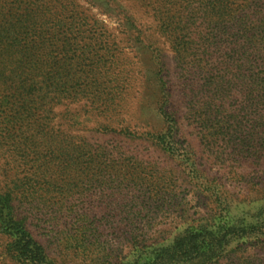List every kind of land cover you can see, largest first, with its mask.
<instances>
[{
    "label": "trees",
    "instance_id": "obj_1",
    "mask_svg": "<svg viewBox=\"0 0 264 264\" xmlns=\"http://www.w3.org/2000/svg\"><path fill=\"white\" fill-rule=\"evenodd\" d=\"M59 1L50 7L45 0H0V151L22 152L21 162L29 165L24 171L53 172L42 185L28 176L17 177L18 169L10 174L8 163L0 162V229L8 237L7 253L19 264H68L52 256L30 227L33 210L41 204L40 200L35 202L43 196L39 191L59 187L51 205H58L57 214L62 213L63 205L84 196L70 195L73 188L81 184L80 190L86 177L102 171L104 152L110 150L102 149L103 143L119 144L142 137L124 120H102V67L97 59L86 65L94 54L90 45L81 44L74 36L82 28L72 20L62 22L74 1ZM203 10L206 20L167 24L183 78V95L188 100L186 116L199 123L198 139L209 150H216L221 157L242 156L263 165V9L248 2L228 11L222 0H210ZM225 15L226 20H213ZM50 22L55 25L52 33L57 45L36 34L41 30L47 35ZM185 25L195 30L206 28V36L189 34ZM221 27L224 36L216 34ZM160 80L166 100L158 113L166 127L146 133L148 140L174 160L191 161L187 167L213 206L198 218L188 216L182 208L180 220L173 219L153 236L129 234L120 248L107 247L108 241L102 239V251L92 256L91 264H264L263 257L254 255L256 251L264 253V194L253 199L228 196L222 185L209 180L197 167L187 155L190 143L176 140L177 112L168 106L173 84ZM82 99L90 102L89 120L69 109ZM59 105H65V115L56 125ZM241 111L245 120H241ZM92 121L88 130L93 135L81 134ZM77 169L81 174L72 176ZM90 204L98 207L100 203ZM81 213L82 218L88 215ZM62 244L70 246L69 241Z\"/></svg>",
    "mask_w": 264,
    "mask_h": 264
},
{
    "label": "rangeland",
    "instance_id": "obj_2",
    "mask_svg": "<svg viewBox=\"0 0 264 264\" xmlns=\"http://www.w3.org/2000/svg\"><path fill=\"white\" fill-rule=\"evenodd\" d=\"M73 1L71 11L62 16V22L72 20L77 28H82L83 31L74 36L81 44L90 45L94 54L86 65H92L97 59L102 67L99 76L102 82V120L107 117L124 120L142 137L119 144L103 143L102 149L107 147L110 150L104 152L102 171L98 170L100 172L96 176L86 177L80 190L81 184L73 188L70 195L84 196L69 206L63 205L60 214H57L59 206L51 205L54 197L59 195V187L43 189L39 186L43 189L39 191L43 196L35 201L40 200L41 204L33 210L35 216L30 227L34 236L48 246L50 254L68 264H91L92 256L102 251V239L108 241L109 245L104 243L107 247L120 248L123 244L120 242H125V236L129 234L153 236L168 227L173 219L180 220L182 208L187 210L188 216L198 218L213 206L209 196L197 185L198 178L190 173L191 167H187L191 161L174 160L148 140L146 133L160 132L166 127L158 113L159 105L166 100L160 91V79L173 84V98L168 106L177 112L176 140H185L184 145L190 143L187 155L196 161L197 167L209 176V180L220 187L222 185L228 196L253 199L264 194V164L242 159V156L221 157L216 150H209L198 139L199 123H194L195 119L189 121L186 116L188 100L183 95V78L180 79V66L177 65L167 24L174 21L182 25L191 24L193 19L206 20L203 8L210 0ZM222 1L228 11L252 2L264 12V0ZM57 2L60 1L45 0L50 7L56 6ZM217 19L226 20L228 16L213 20ZM53 24L48 23L47 35L41 30L36 34L41 40L57 45V37L52 33ZM185 26L189 27V34L206 36L207 29L202 26L197 30ZM224 33L222 27L216 30L219 36H224ZM30 38L35 37L31 35ZM43 47L46 48L45 45ZM89 104L87 99H82L70 104L69 109L81 119L89 120L91 115L88 113L92 110ZM55 110L58 114L54 123L57 125L60 117L65 115V105H59ZM240 113L241 120H245L244 111ZM93 124V121L89 122L86 129ZM87 130L81 134L92 136L93 132ZM96 138L103 140L102 137ZM0 155V162L8 163L6 168L10 174L19 170L17 177L28 176L43 185L46 176L53 174L49 169L45 172L32 169V172L26 168L24 171L29 165L21 162L22 152L0 151ZM77 174H81L78 169L72 172V176ZM90 202L100 204L97 207L96 204L89 205ZM82 211L88 215L83 214L82 218ZM96 214L98 217H94ZM83 232H86L85 237ZM7 238L0 229V264H19L6 251ZM66 241L70 246L64 247L62 242ZM254 255L255 258H264L262 252L256 251Z\"/></svg>",
    "mask_w": 264,
    "mask_h": 264
}]
</instances>
